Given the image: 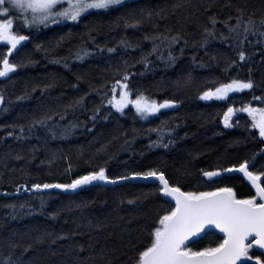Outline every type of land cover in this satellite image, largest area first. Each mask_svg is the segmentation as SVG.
<instances>
[{"label":"trees","instance_id":"trees-1","mask_svg":"<svg viewBox=\"0 0 264 264\" xmlns=\"http://www.w3.org/2000/svg\"><path fill=\"white\" fill-rule=\"evenodd\" d=\"M238 9L259 22L264 16V0H133L47 28L28 30L17 22V30L30 39L10 57L21 67L8 78H0V92L6 97L0 107V256L11 240L22 247L34 244L25 258L31 257L36 264H75L78 255L87 257L90 253L91 264H102L101 251L114 264H124L133 254V245L147 243L157 213L163 214L170 203L174 207L161 199L158 183L92 185L76 193L28 191L24 185L70 183L100 167L113 177L159 168L184 191L227 186L241 198L255 194L239 174L222 172L219 178H208L201 172L229 169L245 159L254 165L251 170L264 171V137L252 127L251 116L240 111L249 104L264 108V102L253 99L264 98V35L249 34L246 41L235 39V34L221 38L229 37L228 25L235 24ZM148 10L153 13L151 20L133 26L132 17L145 16ZM209 17L217 20L216 37L201 45L204 28L212 27ZM169 29L170 34L180 32L184 37L172 45L175 62L162 47L159 53L148 56L146 66L141 57L151 51L153 43L145 35L169 34ZM122 40L134 46L125 48ZM81 46L92 54L75 59ZM109 48L114 51L109 52ZM241 51L244 60L239 59ZM0 52H6L2 44ZM125 71L130 73L132 89L144 91L158 102L175 100L178 107L161 109L144 119L132 105L124 113L106 105L93 122L92 109L101 97L99 91L91 89L105 85L100 90L107 91ZM232 79H251L254 87L224 99L202 98L208 88ZM81 96H85L84 108L70 112L62 121L79 124L71 134L61 135L59 127L56 136L47 127L27 128L38 105L62 111ZM230 106L237 111L226 126L223 115ZM19 125L25 126L23 133ZM164 127L173 131L162 135L149 131ZM158 137L162 142L153 145ZM131 200L135 203H129ZM43 233L49 235L34 243ZM221 239L214 230L189 246H214ZM253 254L260 255V251L254 247L250 250Z\"/></svg>","mask_w":264,"mask_h":264},{"label":"snow or ice","instance_id":"snow-or-ice-1","mask_svg":"<svg viewBox=\"0 0 264 264\" xmlns=\"http://www.w3.org/2000/svg\"><path fill=\"white\" fill-rule=\"evenodd\" d=\"M122 3L124 0H0V44L6 47V52H0V78H8L21 67L20 63L10 57L14 51L18 50L19 46H22V42L30 39L28 35L17 30L18 21L28 30L47 28L65 21L76 22L83 15L89 14L90 10H107ZM238 11L240 14L235 17V24L228 25L229 37L221 38H233L232 34H235V39L242 38L246 41L249 34L264 35V32H261V29H264V16L260 17L258 22L254 15L245 17L243 9H238ZM162 12L161 9L156 15L159 16ZM152 16L151 10H148L145 16L140 18L133 16V26L143 24L145 19L151 20ZM231 19L232 17H229V20ZM209 20L212 27L204 28L206 35L203 37L201 45L207 44L209 37H216L217 20L215 17H209ZM171 31V29L168 30L169 34L160 32L145 35V39H149L153 43L151 51L141 57L146 66L149 63L148 56L159 53L162 47L169 50L168 59L175 62V57L171 55L172 45L179 43L184 37L180 32L172 35ZM90 38L94 42V38ZM61 39L64 38L61 37ZM120 43L125 48L134 46L127 40H122ZM186 43L187 41H185ZM36 47L39 48L40 45ZM108 51L112 52L114 49L109 48ZM91 54L90 49L81 46L76 51L74 58L83 59ZM161 58H163L162 55ZM239 59H245L243 51L239 53ZM56 62L59 63L60 60ZM125 64H127L126 61ZM116 71L119 72V69ZM129 76L130 73L125 71L107 91L100 90L105 85L91 89V91H99L101 97L100 104L92 109L91 120L93 122L106 105L120 113H124L125 109L132 105L141 118L147 119L159 113L161 109H168L177 103L175 100L169 99L158 102L154 97L145 94L144 91L132 89L128 83ZM253 87L254 83L251 79H232L228 83H221L214 89L208 88L202 93V98L206 100L213 97L224 99L229 96V93L250 90ZM87 95L88 93H85V96ZM85 96L74 98L71 103L64 106L62 111L38 105L36 114L32 117L27 128L31 130L41 126L47 127L49 132L56 136V129L59 127L61 135L71 134L74 129L79 127V124L76 122L63 124L62 121L70 112L75 113L77 109L84 108ZM253 99L256 102H264V98L261 97ZM5 101V95L0 92V107L4 106ZM236 111L230 106L224 112L223 122L226 126H230ZM240 111L247 112L251 116L252 127L258 129L260 137H264V108L252 107L249 104ZM19 128L21 133L25 131L24 125H19ZM149 131H156L162 135L173 131V129L164 127L149 129ZM8 135L11 136L13 133L9 132ZM17 138L19 139V137ZM161 142L158 137V140L153 141L152 144ZM169 143H173V141H169ZM164 147H168V145H164ZM252 167L254 165L245 159L238 165L233 164L229 169L201 170L202 176L208 178H219L222 172L238 171V173H242L243 177L250 182L251 187L255 189L254 195H247L243 198L237 195L233 187L227 186L216 187L211 191H184L179 182H170L165 172L159 168L131 173L132 177L140 178L144 182H158L157 190L159 193H163L161 199L171 198L174 207L170 203L168 207L163 208V214L157 213L158 219L153 221L154 226H151L147 233V243L133 245V254L127 258L124 264H249V261L252 264H264V251H260V255H250V250H253L255 246H258L259 250H264V171L250 170ZM127 179L126 176H109L106 174V169L100 167L98 171H89L87 174L77 176L70 183H34L31 188H28L27 185H24V188L28 191L54 188L76 190L92 182L116 184ZM16 190L19 192L20 187L18 186ZM129 203H135V201L131 200ZM216 229L223 235V239L216 242L214 246L208 245L198 249L189 246L195 240ZM48 235V233L40 234L35 238L34 243H41ZM33 247L34 244L22 247L18 242L8 241L5 254L0 256V264H36V261L31 257L25 258ZM80 251L83 252V246H80ZM99 257L102 264H114V260L103 251ZM92 259V253L87 257L78 255L75 264H91Z\"/></svg>","mask_w":264,"mask_h":264},{"label":"water","instance_id":"water-1","mask_svg":"<svg viewBox=\"0 0 264 264\" xmlns=\"http://www.w3.org/2000/svg\"><path fill=\"white\" fill-rule=\"evenodd\" d=\"M213 99V98H212ZM212 99H209V100H212ZM178 106V103H176L175 105H173L172 107L168 108L169 110H175ZM252 164V163H251ZM234 173H237V174H240L242 177H243V174L242 173H238V171H234ZM245 178V177H244ZM246 180V178H245ZM247 181V180H246ZM126 182H144L142 181V179L140 178H135V177H132L129 176L127 180H124V181H119L117 182L116 184H109V183H106V182H92L91 184L89 185H85V186H81L80 188L76 189V190H63V189H56V190H59V191H62V192H65V193H76L78 192L79 190H81L82 188H85L87 186H92V185H102V186H115V185H118V184H123V183H126ZM144 183H153V182H144ZM158 183V182H157ZM247 183L250 185V182L247 181ZM251 186V185H250ZM253 189V191L255 192V189L253 187H251ZM55 189V188H54ZM162 196H163V193H162ZM166 200L171 201V198H167ZM174 204V202H172ZM216 231L219 233V230L216 229ZM221 234V233H219ZM222 235V234H221ZM223 236V235H222ZM257 249H258V246H255ZM260 251H264V250H260ZM251 262V261H249Z\"/></svg>","mask_w":264,"mask_h":264},{"label":"rangeland","instance_id":"rangeland-1","mask_svg":"<svg viewBox=\"0 0 264 264\" xmlns=\"http://www.w3.org/2000/svg\"><path fill=\"white\" fill-rule=\"evenodd\" d=\"M130 1H133V0H124V3L130 2ZM124 3H122V4H124ZM115 6H117V5H115ZM112 7H114V6H112ZM94 11H102V10H90V12H94ZM229 94H231V93H229Z\"/></svg>","mask_w":264,"mask_h":264}]
</instances>
